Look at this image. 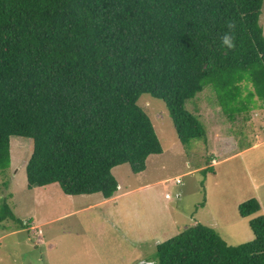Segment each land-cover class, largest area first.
I'll return each instance as SVG.
<instances>
[{"label":"trees","instance_id":"obj_1","mask_svg":"<svg viewBox=\"0 0 264 264\" xmlns=\"http://www.w3.org/2000/svg\"><path fill=\"white\" fill-rule=\"evenodd\" d=\"M261 4L0 0V174L10 163L9 136H28V187L55 175L67 194L108 197L117 188L114 165L128 162L139 172L150 153L162 151L137 103L141 93L165 101L183 144L205 136L185 102L207 82L222 104L239 109L250 83L246 100L255 95L264 107ZM226 32L232 49L222 44ZM260 209L255 196L238 203L241 216L252 215V239L229 243L198 221L158 241L153 264H264V214L253 215Z\"/></svg>","mask_w":264,"mask_h":264},{"label":"crops","instance_id":"obj_2","mask_svg":"<svg viewBox=\"0 0 264 264\" xmlns=\"http://www.w3.org/2000/svg\"><path fill=\"white\" fill-rule=\"evenodd\" d=\"M258 20L264 35L263 0ZM261 109H263L261 113H264V107ZM259 112L260 110L256 109L248 117L254 135L248 146L235 148L232 152L231 150L218 152V150L216 154L210 155L211 158L206 164L187 170L189 172L199 168L200 170L208 169V174L204 179V200L198 202V207L206 206L208 218L210 216L209 221H212L210 225L222 229L221 231L230 237L231 242L229 243H239L254 237L249 224V218L252 215L241 216L238 212L239 202L255 196L261 204V209L253 215L264 214V147L257 148L264 143V130H262L264 119L261 117V123L257 129L252 126L259 118L253 114L256 113L258 116ZM208 132L206 128V138ZM163 151L162 147L161 152L150 153L145 159V168L135 173L145 172L149 160H153L154 156L161 157ZM162 163H164L162 160H157L154 167L159 169ZM124 168L121 163L111 168L117 180V188L112 195L105 197L100 191L65 193L67 197L60 199L62 202L65 201L63 207L45 213L44 218L38 220L37 223H32V217L20 218L26 220V223L28 221L27 226H17L0 234V238L9 232L22 234L21 237L24 236L23 232L26 233V239L31 241V246H34V248L27 247L28 252L38 246L41 247L37 259L39 262L46 260L47 264L68 262L64 261L66 249H68L65 245L70 247L68 250L73 253L76 251L72 246L74 244L63 243L64 247L59 251L56 246L60 247L62 236L72 233H76L80 238H76L79 245L75 244V246L82 247L85 253L89 252L91 258L97 259L99 264H145L149 262L150 257L145 256V252L149 251L150 247L156 249L158 241L172 236L180 227L187 225L183 223L180 226L175 218L174 206L171 208L166 202L160 203L159 191L147 189L156 184H163L168 177H163V173L159 171L152 176L147 175V178L142 181H130L125 175L127 171ZM51 181L54 182V180L35 182L30 189L35 188L39 191L46 185H51ZM137 188L143 190L141 195L134 193ZM166 196V194L163 195L164 198ZM190 219V224L198 222L193 214H190ZM33 228H37L36 232L33 231L35 233L30 231ZM39 229H41L40 232ZM54 252L57 254V259L51 260L50 256ZM1 259L2 257H0V262ZM31 262L33 259L29 257L28 263L31 264Z\"/></svg>","mask_w":264,"mask_h":264},{"label":"rangeland","instance_id":"obj_3","mask_svg":"<svg viewBox=\"0 0 264 264\" xmlns=\"http://www.w3.org/2000/svg\"><path fill=\"white\" fill-rule=\"evenodd\" d=\"M252 88V85L247 83L246 88L243 87L241 90L240 100L245 103L246 107L239 109V107H231L238 105L234 101L231 103L226 102L228 104L225 105L222 104L214 87L208 82L205 83L200 91L186 100L185 107L197 115L205 129L209 130L208 136L206 138L205 133L204 138L191 139L187 144H183L177 137L172 119L162 98L153 96L148 92H143L138 97L137 103L150 117L164 151L160 155L161 157L158 155L154 156L153 160H149L145 172L135 173L131 170L128 162H123L121 165H124V169L127 171L125 175L128 176L130 181H142L147 178V175L152 176L159 171L163 173V177H168L163 184H156V186L147 189L159 191L160 203L164 204L166 202L171 208L174 206L175 218L179 221L180 226L183 223L190 224V214H193V217L198 221L206 222V225H210L212 222L209 221L210 216L208 218L206 206L203 208L198 207V202L204 200V179L208 174V169L200 170L199 168L189 172L187 170L206 164L207 160L211 158L210 155L212 153L216 154L218 150V152L224 150H231L232 152L235 148L250 144L254 135L251 131L249 115L256 109L260 110L258 116L256 113L253 114L260 118H257L258 121H255L252 125L256 129L261 123V117L264 119V113H261V110H263L261 109L263 107L262 101L255 95L250 97L249 100L245 98L248 90ZM251 109L252 111H250ZM262 122L264 123V121ZM33 145L34 139L32 137L17 134L9 136L10 163L4 172L0 174V234L21 226L17 223L18 218L32 217V223H37L38 220L44 218L45 213H50L64 206L65 201L62 202L60 199L61 197H67V193L63 192L55 175L49 177L54 182L51 181V185H46L39 191H36L35 188L30 189L27 186L28 177L25 167L32 153ZM261 147H264V143L257 148L260 149ZM157 160L164 162L162 166H159V169L154 167ZM177 176L180 177V182L176 181L175 177ZM142 191L141 188H137L134 193H140L141 195ZM165 194L168 197L164 198L163 195ZM8 210H11L10 213L15 218L11 214H7L9 213ZM25 226L27 225L25 224ZM210 226L226 241L231 242L230 237L224 234L221 231L222 229H217L212 224ZM30 231L31 233L36 232L37 228L30 229ZM21 235L9 232L0 238V257H2L0 264H29V257L33 259L31 264H47L46 260H40L39 262L37 259L42 248L38 246L28 252L27 247L34 248V246H31V241L26 239V233L23 232V237ZM77 237L76 233L62 236L60 247L56 246L59 251L64 247L63 243L74 244L72 246L76 251L73 253H70L68 250L70 247L65 245L68 248L64 260L68 261L66 264H99L97 259L91 258L89 252L85 253L82 247H76L79 245L76 241ZM36 242H39V240H36ZM75 244L77 245L75 246ZM145 253V256L150 257L149 262L145 264H153L157 258L156 249L150 247V250ZM50 259H57V254L52 253Z\"/></svg>","mask_w":264,"mask_h":264},{"label":"clouds","instance_id":"obj_4","mask_svg":"<svg viewBox=\"0 0 264 264\" xmlns=\"http://www.w3.org/2000/svg\"><path fill=\"white\" fill-rule=\"evenodd\" d=\"M227 27L229 29H232L234 27L233 22L229 21L227 23ZM221 41H222V44L228 49H232L235 46V38H234V36L232 35L231 32H226L222 36Z\"/></svg>","mask_w":264,"mask_h":264},{"label":"built area","instance_id":"obj_5","mask_svg":"<svg viewBox=\"0 0 264 264\" xmlns=\"http://www.w3.org/2000/svg\"><path fill=\"white\" fill-rule=\"evenodd\" d=\"M175 179H176L177 182L180 181V177H179V176L175 177ZM40 231H41V229H39V232H40Z\"/></svg>","mask_w":264,"mask_h":264}]
</instances>
